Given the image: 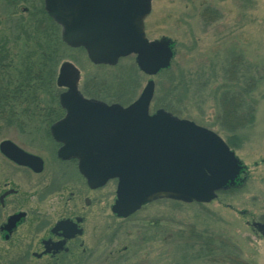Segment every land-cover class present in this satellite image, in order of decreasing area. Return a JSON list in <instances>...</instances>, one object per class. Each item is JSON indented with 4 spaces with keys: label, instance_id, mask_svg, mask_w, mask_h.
<instances>
[{
    "label": "rangeland",
    "instance_id": "rangeland-1",
    "mask_svg": "<svg viewBox=\"0 0 264 264\" xmlns=\"http://www.w3.org/2000/svg\"><path fill=\"white\" fill-rule=\"evenodd\" d=\"M42 8L43 0H0V43L7 40L15 68H20L19 61L37 62L40 42L54 60ZM42 21L43 27L32 31ZM144 29L148 39L169 38L174 51L170 66L154 75L143 73L133 54L114 65H99L83 49L64 44L55 50L57 61L48 68L55 77L60 63L69 60L78 70L80 89L106 103L124 105L150 78V111L163 107L225 141L233 132L219 128L220 96L228 84L236 90L231 85L237 82L247 91L245 100L252 108L245 124L231 135L232 149L244 165V181L219 191L208 203L157 199L122 219L110 210L116 181L109 180L100 204L88 208L87 245L97 243L98 252L91 264H235L234 253L238 261L264 264V234L252 225L264 222V0H151ZM46 61L47 57L40 64ZM40 97L47 98L46 91H40ZM3 136L19 144L32 140L0 123ZM16 240L0 241V264H44L30 257L19 261L12 244ZM207 247L211 254L201 256ZM71 264L85 263L79 259Z\"/></svg>",
    "mask_w": 264,
    "mask_h": 264
},
{
    "label": "water",
    "instance_id": "water-1",
    "mask_svg": "<svg viewBox=\"0 0 264 264\" xmlns=\"http://www.w3.org/2000/svg\"><path fill=\"white\" fill-rule=\"evenodd\" d=\"M43 7L60 26L61 40L71 47L82 46L95 64L113 65L133 53L138 68L153 75L173 56L168 38L145 36L144 18L151 0H43ZM77 78V68L63 61L56 84L67 89L59 94V102L78 118L72 126L77 129L61 131L66 122H59L51 126L52 134L63 142L58 154L77 158L90 186L117 179L110 207L117 217H127L159 198L207 203L217 191L234 185L243 165L221 136L162 108L148 113L151 79L131 104L122 107L84 98ZM5 151L26 163L25 153L17 147L7 145ZM252 225L264 234V222Z\"/></svg>",
    "mask_w": 264,
    "mask_h": 264
},
{
    "label": "flooded vegetation",
    "instance_id": "flooded-vegetation-1",
    "mask_svg": "<svg viewBox=\"0 0 264 264\" xmlns=\"http://www.w3.org/2000/svg\"><path fill=\"white\" fill-rule=\"evenodd\" d=\"M44 72L41 73L46 77ZM20 76L11 57L0 56V84L18 83ZM56 76L57 72L54 87L45 89L47 98L41 102L12 104L16 118H0L3 125H12L22 135L32 137L24 144L0 137V241L8 244L17 237L16 244H12L19 261L30 257L44 264H71L81 259L91 264L92 256L98 253L97 243L87 245L85 224L88 208L103 199L104 185L90 186L79 171L78 159L58 154L63 142L54 138L51 126L65 121L60 130L74 131L77 128L72 126L78 118L59 102V94L67 87L57 86ZM33 83L28 79L19 91L31 88V94L39 98V92L45 90L33 87ZM76 84L83 97L103 101L80 89L78 79ZM131 102L115 103L126 107ZM66 116L69 118L65 120ZM7 145L23 151L26 163L10 158L5 151ZM14 216L17 217L13 219Z\"/></svg>",
    "mask_w": 264,
    "mask_h": 264
},
{
    "label": "trees",
    "instance_id": "trees-1",
    "mask_svg": "<svg viewBox=\"0 0 264 264\" xmlns=\"http://www.w3.org/2000/svg\"><path fill=\"white\" fill-rule=\"evenodd\" d=\"M27 1V0H24ZM42 17H45L49 24L47 25L48 30L46 31L47 34V41H49V44L51 46L50 51L51 55L54 57L55 62L57 61V57L55 58V50H57L58 46L63 43L60 40L59 36V26L55 24L45 13V11L40 10ZM44 22L38 23L37 26L35 25L34 30L37 31L40 28L43 27ZM29 27V26H28ZM28 29V28H27ZM25 32V31H24ZM36 33V32H35ZM28 38H31L29 36ZM46 42V41H44ZM47 46V45H46ZM45 46V49H43L42 42L38 45L39 49L38 52V60L37 62H26L24 64L23 61H19L18 64L20 65V68H15L14 70L21 74L20 78H18V83H15L13 81H10V83L7 84H0V118H16L14 115V108L11 106L15 103H22V102H41L43 101L42 98L39 95L31 94V88L29 90L24 89L22 92L19 91L20 88H24L26 84H24L25 81L28 79L32 80L34 83L31 84L33 87H37L40 90L48 89L49 87H54V75H52L51 68H48L54 63V60L51 56L48 57L44 53L43 50H47ZM49 50V48H48ZM47 50V54L49 51ZM12 51L9 48V44L6 39L3 41L1 40L0 43V56L5 57H11ZM45 56V57H43ZM47 57V61L42 65L40 62ZM39 64L40 66H38ZM50 69V71L44 72L45 69ZM20 69V70H19ZM41 72H44L46 74V77L42 75ZM30 75V77H28ZM53 79V80H52ZM46 85V87H45ZM229 86V84L227 85ZM226 86V90L221 93L220 96V119L222 120V125H220V129L231 131L233 134L235 133V130L241 128L245 122H246V115L249 114V112H252V108H248L250 105L246 103V96L248 95L245 88L240 87L237 85V82L233 83L231 86L236 87V90H230L229 87ZM230 86V87H231ZM238 87V88H237ZM46 91V90H45ZM40 94V92H39ZM17 105V104H16ZM251 121V117L250 120ZM231 134V135H233ZM229 135V136H231ZM227 138L226 142L227 144L232 148L235 144L234 137ZM235 136V135H233ZM212 250L207 247L206 250L200 251L201 256L205 255L204 253L210 255ZM239 254L234 253L231 255L232 262L235 264H247L246 262L238 261Z\"/></svg>",
    "mask_w": 264,
    "mask_h": 264
}]
</instances>
